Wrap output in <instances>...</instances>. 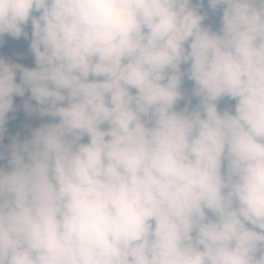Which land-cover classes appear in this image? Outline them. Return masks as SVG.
Returning a JSON list of instances; mask_svg holds the SVG:
<instances>
[{
	"label": "clouds",
	"instance_id": "clouds-1",
	"mask_svg": "<svg viewBox=\"0 0 264 264\" xmlns=\"http://www.w3.org/2000/svg\"><path fill=\"white\" fill-rule=\"evenodd\" d=\"M195 2L0 0V264H264V0Z\"/></svg>",
	"mask_w": 264,
	"mask_h": 264
},
{
	"label": "trees",
	"instance_id": "trees-1",
	"mask_svg": "<svg viewBox=\"0 0 264 264\" xmlns=\"http://www.w3.org/2000/svg\"><path fill=\"white\" fill-rule=\"evenodd\" d=\"M192 5L197 6V2L192 0ZM205 13H207V15L203 24L210 27L213 31L218 30L222 12L219 9L216 12H212V10L207 7V4H203L201 14ZM25 31L28 32V39H25L23 36L19 39H14L7 34L2 37L4 43L0 45V59H4L6 62L20 64L23 67L31 69L35 67V62L34 56L29 49L31 40L30 24ZM19 75V72H17V83H19ZM193 87V82L188 81L185 77L181 89L185 99L177 103V111L182 110L186 106L191 111L198 105L199 99L191 94ZM29 96L30 93L26 91L23 97H13V110L6 114V123L2 134L3 138L0 140V149H2L5 154H7L13 141L23 142L30 139L32 132L42 124L56 122L49 116L41 117L37 113L30 114L26 111L24 107L25 102L35 107V101H30ZM188 101H190V104ZM234 103V101H229L227 98H224L219 102L218 110L222 111L225 108H231L234 106ZM82 142L86 143L87 137H85ZM0 164H6V161H0Z\"/></svg>",
	"mask_w": 264,
	"mask_h": 264
},
{
	"label": "water",
	"instance_id": "water-1",
	"mask_svg": "<svg viewBox=\"0 0 264 264\" xmlns=\"http://www.w3.org/2000/svg\"><path fill=\"white\" fill-rule=\"evenodd\" d=\"M194 1H197V0H194ZM203 3H206L207 4V0H204V2Z\"/></svg>",
	"mask_w": 264,
	"mask_h": 264
}]
</instances>
